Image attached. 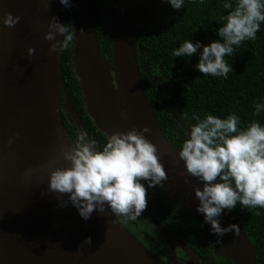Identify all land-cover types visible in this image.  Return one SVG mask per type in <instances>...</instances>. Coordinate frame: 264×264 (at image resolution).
Segmentation results:
<instances>
[{
	"label": "water",
	"instance_id": "obj_1",
	"mask_svg": "<svg viewBox=\"0 0 264 264\" xmlns=\"http://www.w3.org/2000/svg\"><path fill=\"white\" fill-rule=\"evenodd\" d=\"M165 3L159 0L145 19L155 17ZM92 4L93 0H71L70 6L76 30L74 61L88 114L107 133L147 125L150 132L145 137L157 146L167 176L162 187L210 231L195 210L193 188L202 184L187 173L144 90L136 55V0H107L103 6L112 39V66L90 40ZM66 11L59 0H0V264H181L176 245L185 251L184 264H210L145 209L141 214L159 231L161 243L135 220L115 217L107 207L103 213L94 210L85 220L70 202L60 207L66 194L59 197L48 191L49 171L68 164L57 152L61 144L67 146L69 137L62 119L63 56L49 51L44 33L53 16L66 23ZM5 12L19 16V22L3 25ZM29 47L34 49L31 56ZM28 168L36 171L25 176ZM219 222L222 227L235 223L240 232L220 238L213 234L219 242L214 254L233 264H258L234 211H222ZM86 237H91L90 244L84 242Z\"/></svg>",
	"mask_w": 264,
	"mask_h": 264
},
{
	"label": "clouds",
	"instance_id": "obj_2",
	"mask_svg": "<svg viewBox=\"0 0 264 264\" xmlns=\"http://www.w3.org/2000/svg\"><path fill=\"white\" fill-rule=\"evenodd\" d=\"M65 8L71 0H59ZM175 11L186 0H165ZM203 5L205 0H190ZM48 7V3L45 5ZM220 7L227 10L220 14L215 33L219 39L203 44L191 39L184 40L172 51L173 57L194 54V65L204 76L228 78L233 71L225 57L231 56L234 48L244 41L255 40L264 23V0H222ZM20 17L5 12L2 23L13 27ZM81 32L84 30L81 29ZM76 30L70 23H61L55 16L50 19L44 39L49 41V51L63 53L76 43ZM59 36L60 39L56 37ZM199 50V51H198ZM31 56L34 49L29 47ZM264 113V101L253 102V116ZM122 118L126 113L121 112ZM189 119L188 114L184 117ZM181 146L176 153L189 176L201 182L194 187L198 200L196 212L203 215L204 223L210 225V233L217 238L231 232L238 236L240 229L235 223L222 227L219 217L224 210H232L239 204L244 209H264V124L253 119L241 126V118L231 112L224 118L205 114L203 118L192 113ZM150 132L147 125L127 131L106 133L103 145L89 134L78 129L69 143L59 146L57 157L67 161L65 167L52 168L48 173V191L67 196L81 218L87 220L95 210L103 213L105 208L115 216L126 220L137 219L147 206V189L163 186L166 172L157 155V146L145 137ZM8 143L12 140L9 138ZM36 169H25V176ZM146 182V184H145ZM185 178V183H188ZM58 197V198H59ZM203 226V224L201 225ZM85 243H91L86 237Z\"/></svg>",
	"mask_w": 264,
	"mask_h": 264
},
{
	"label": "trees",
	"instance_id": "obj_3",
	"mask_svg": "<svg viewBox=\"0 0 264 264\" xmlns=\"http://www.w3.org/2000/svg\"><path fill=\"white\" fill-rule=\"evenodd\" d=\"M106 1L93 0L90 40L112 66L111 33L102 14ZM158 2L136 0V55L149 104L174 149L178 152L189 124L195 122L190 120L192 113L199 114L201 118L205 114L224 118L234 112L240 116L241 126L253 119L264 124V113L253 116V102L264 101V23L255 40L244 41L234 48L231 56L225 57L233 68L227 79L204 76L194 67L198 61L196 54L173 57L171 53L186 39L193 43L200 40L203 44L219 39L215 31L220 25L216 21L220 14L227 12L220 7L222 0H205L199 6L186 0L179 11L165 3L155 17L145 19ZM66 13V23H70V7ZM75 52L76 44L62 53V119L65 130L72 138L78 129L84 130L102 146L107 132L87 112L85 93L74 70ZM185 113L189 117L187 120L183 118ZM146 199L145 210L196 255L210 264H233L228 258L214 254L219 246L216 237L168 190L161 186L147 189ZM232 210L246 230L258 264H264V209L242 210L237 204ZM148 224L155 227L150 222Z\"/></svg>",
	"mask_w": 264,
	"mask_h": 264
},
{
	"label": "flooded vegetation",
	"instance_id": "obj_4",
	"mask_svg": "<svg viewBox=\"0 0 264 264\" xmlns=\"http://www.w3.org/2000/svg\"><path fill=\"white\" fill-rule=\"evenodd\" d=\"M82 1L83 0H80V3H82ZM76 120V119H75ZM76 122H77V120H76ZM176 198V197H175ZM136 221V223L142 228L143 227V229L145 230L146 228H144V226H143V224L141 223V222H144V223H146L152 230L154 229L153 227H151L149 224H148V219H146L142 214L137 218V219H135ZM147 230V229H146ZM151 235H152V237L158 242V243H161V241H163L162 240V238H158L157 237V232H155L154 230H153V232L152 231H149V230H147ZM158 238V239H157ZM160 241V242H159ZM176 248V250H177V258H178V260H179V262H181V264H184V262L183 261H181V259H182V257L183 256H185V251L181 248V247H179V245H176L175 246ZM216 249V248H215ZM215 251V250H214ZM175 255H176V253H175Z\"/></svg>",
	"mask_w": 264,
	"mask_h": 264
},
{
	"label": "rangeland",
	"instance_id": "obj_5",
	"mask_svg": "<svg viewBox=\"0 0 264 264\" xmlns=\"http://www.w3.org/2000/svg\"><path fill=\"white\" fill-rule=\"evenodd\" d=\"M105 14L106 15H108L109 14V10L108 9H106L105 10ZM70 24L72 25V20H71V16H70ZM76 44V43H75ZM75 46V45H74ZM78 66V65H77ZM76 66V62H75V65H74V70H75V73H76V75H77V77L78 78H80L81 79V75H80V73L78 72V67ZM77 68V69H76ZM136 221V220H135ZM142 224H143V226H144V228H146L147 230H149V231H152L153 232V230L155 231V232H157V237L158 238H162V236H161V234L159 233V231L155 228V227H153L154 229L152 230L146 223H144V222H141ZM141 226V225H140ZM143 228V227H142ZM145 229V230H146ZM146 230V231H147ZM157 238V239H158Z\"/></svg>",
	"mask_w": 264,
	"mask_h": 264
}]
</instances>
